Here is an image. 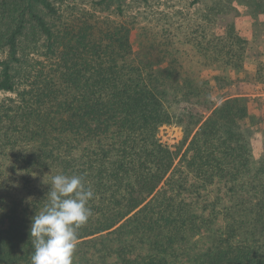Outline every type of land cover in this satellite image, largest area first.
Returning a JSON list of instances; mask_svg holds the SVG:
<instances>
[{"label": "trees", "instance_id": "1", "mask_svg": "<svg viewBox=\"0 0 264 264\" xmlns=\"http://www.w3.org/2000/svg\"><path fill=\"white\" fill-rule=\"evenodd\" d=\"M205 1L188 6L201 7V22L186 42L218 67L244 68L252 44L236 31L237 7L264 17V0ZM125 2L78 11L66 0H0V264H31V218L51 171L83 175L95 193L73 264H264V155L254 168L242 130L256 120L264 132V101L221 103L175 164L160 128L203 118L175 109L202 92L180 83L172 52L183 13L166 15L172 31L141 55L140 15Z\"/></svg>", "mask_w": 264, "mask_h": 264}, {"label": "rangeland", "instance_id": "2", "mask_svg": "<svg viewBox=\"0 0 264 264\" xmlns=\"http://www.w3.org/2000/svg\"><path fill=\"white\" fill-rule=\"evenodd\" d=\"M10 2L11 0H6ZM68 3L76 5L78 11L90 8L91 0H66ZM129 6V12L140 15V23L132 33V42L136 52L144 54V45L149 39L157 38L164 40L163 36H168L171 28L167 26L169 20L166 15L182 12L173 24L177 28L178 34L174 35L175 45L172 52L180 63V83L184 79H190L195 86H201L202 92L196 95V104L182 101L175 107L179 119L183 115H202L201 123L194 128L187 122L183 125L172 124L162 126L159 130V138L162 143L171 147L177 155L175 164L179 162L188 145L199 129L202 122L206 120L217 106L230 98L249 97L252 99L261 98L264 101V81L257 79V65L255 64L260 56H264V17L251 16L245 5L237 7L240 17L236 22V31L239 36L249 41L250 47L249 62L244 68L231 69L230 67H218V63H211L205 58H201L196 50L186 42V33L190 27L195 28L201 22L199 8L190 9L192 0H153L152 3L144 4L141 0H125ZM136 1V2H135ZM212 0H206L205 3ZM238 4H236L237 6ZM0 11L2 4L0 3ZM200 10V9H199ZM201 11V10H200ZM171 23V22H169ZM172 48V47H171ZM264 59V57H263ZM177 115V116H178ZM242 130L246 132L250 141L253 155V167L257 168L264 155V132L261 124L256 120H248L242 123Z\"/></svg>", "mask_w": 264, "mask_h": 264}, {"label": "clouds", "instance_id": "3", "mask_svg": "<svg viewBox=\"0 0 264 264\" xmlns=\"http://www.w3.org/2000/svg\"><path fill=\"white\" fill-rule=\"evenodd\" d=\"M43 183L50 190L43 207L31 218V264H73L78 230L93 215L89 204L95 198L94 190L83 175L76 174L51 171Z\"/></svg>", "mask_w": 264, "mask_h": 264}]
</instances>
